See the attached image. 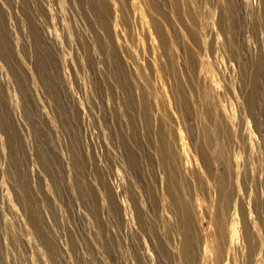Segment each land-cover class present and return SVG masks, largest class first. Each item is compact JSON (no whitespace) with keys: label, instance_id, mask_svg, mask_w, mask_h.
<instances>
[{"label":"rangeland","instance_id":"374dc122","mask_svg":"<svg viewBox=\"0 0 264 264\" xmlns=\"http://www.w3.org/2000/svg\"><path fill=\"white\" fill-rule=\"evenodd\" d=\"M0 264H264V0H0Z\"/></svg>","mask_w":264,"mask_h":264}]
</instances>
